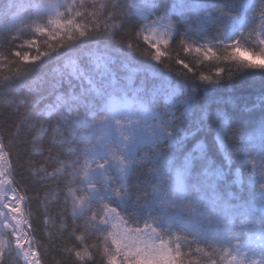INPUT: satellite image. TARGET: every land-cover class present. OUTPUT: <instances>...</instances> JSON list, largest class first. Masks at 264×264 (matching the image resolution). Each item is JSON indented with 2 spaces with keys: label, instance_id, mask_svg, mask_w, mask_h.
<instances>
[{
  "label": "snow or ice",
  "instance_id": "6c2138e0",
  "mask_svg": "<svg viewBox=\"0 0 264 264\" xmlns=\"http://www.w3.org/2000/svg\"><path fill=\"white\" fill-rule=\"evenodd\" d=\"M123 9V0H0V63L11 73L0 89L26 105L12 139L0 134V264H40L17 168L55 182L43 203L62 201L73 264L94 254L103 264H264V91L238 110L200 94L245 72L264 78V0ZM190 56L215 72L189 83ZM172 63L187 72L173 75ZM13 149L16 167L5 158ZM35 216L51 222L46 207Z\"/></svg>",
  "mask_w": 264,
  "mask_h": 264
},
{
  "label": "trees",
  "instance_id": "16d2710c",
  "mask_svg": "<svg viewBox=\"0 0 264 264\" xmlns=\"http://www.w3.org/2000/svg\"><path fill=\"white\" fill-rule=\"evenodd\" d=\"M123 4V10L126 13L135 15L140 0H123ZM248 15H252V13L249 12ZM241 18L243 19V13H241ZM10 19L11 17H9V20ZM4 23L5 21L0 19V26ZM140 46L142 49L145 47L142 42ZM168 47L171 49L173 46L170 44ZM43 50L44 47L41 45V51ZM242 53H247L251 56L248 52ZM176 54L174 50L169 53L172 57H175ZM136 55L139 56V53ZM185 55L186 54L181 53V58H184ZM193 56L185 59V63H188L189 67H192L193 64L197 65V67L193 68L192 72H187L186 69H183L182 65H177L175 63L170 64V68L173 75L180 71L187 72L186 78L189 83L197 84L200 82L194 79L195 73L203 72L205 75H210L215 72V68L207 62L204 64L199 63ZM243 58L248 59L247 57ZM142 59H146V57ZM253 59L254 62H260L259 57ZM165 71H168V69H165ZM10 74L9 68L0 63V77ZM224 83L226 87L219 91L209 92L203 89L200 90V94L214 109L220 107L225 110H238L243 108L245 103L251 107V102L258 101L261 92L264 91V78L259 74L251 75L245 72L236 76L233 81H224ZM25 107L24 98L18 91H13L12 89L4 91L0 89V134L5 135V143H8L9 140L12 139L8 134L15 132L14 125L22 119ZM5 155L8 157L10 167H16L19 163L17 158L18 150L13 149L12 151H6ZM32 162L37 167H47V163L42 157H37ZM48 171L50 172L52 169L48 168ZM16 178L20 181L22 186L28 188V195L33 197V215L35 217L33 228L36 229L35 239L39 241L40 244V247L34 250L39 252L40 264H73L74 258L70 259L63 253V249L77 246V241L70 235V232H62L59 229L60 220L57 219V214L62 211V201L59 205L55 202H50L47 205L43 203L47 188L49 186L55 187V182L48 180L38 184L33 177L29 175L27 169L20 170L19 168H17ZM48 199L51 201L53 198L49 197ZM45 207L47 208L48 216L51 218V222L47 226H44V216H35L36 209L43 210ZM77 235H79V233H77ZM86 242L89 244L99 243L95 237H91ZM9 264H16L15 257L11 258ZM91 264H103L102 256L94 254Z\"/></svg>",
  "mask_w": 264,
  "mask_h": 264
},
{
  "label": "rangeland",
  "instance_id": "374dc122",
  "mask_svg": "<svg viewBox=\"0 0 264 264\" xmlns=\"http://www.w3.org/2000/svg\"><path fill=\"white\" fill-rule=\"evenodd\" d=\"M33 54H35L34 52H33ZM242 55H243V57H247L248 59H253V57H251L249 54H247V53H242ZM5 158H6V161L8 162V164H9V160H8V157H6V155H5Z\"/></svg>",
  "mask_w": 264,
  "mask_h": 264
}]
</instances>
